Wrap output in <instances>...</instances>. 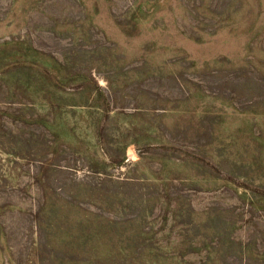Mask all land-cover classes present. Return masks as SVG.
<instances>
[{
	"label": "rangeland",
	"instance_id": "1",
	"mask_svg": "<svg viewBox=\"0 0 264 264\" xmlns=\"http://www.w3.org/2000/svg\"><path fill=\"white\" fill-rule=\"evenodd\" d=\"M0 264H264V0H0Z\"/></svg>",
	"mask_w": 264,
	"mask_h": 264
}]
</instances>
